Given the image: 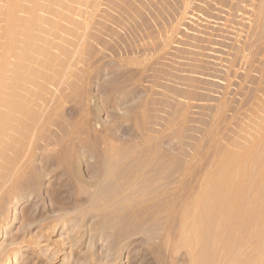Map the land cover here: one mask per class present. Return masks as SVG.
I'll use <instances>...</instances> for the list:
<instances>
[{"label":"rangeland","instance_id":"obj_1","mask_svg":"<svg viewBox=\"0 0 264 264\" xmlns=\"http://www.w3.org/2000/svg\"><path fill=\"white\" fill-rule=\"evenodd\" d=\"M0 112V261L264 264V0H0Z\"/></svg>","mask_w":264,"mask_h":264},{"label":"bare ground","instance_id":"obj_2","mask_svg":"<svg viewBox=\"0 0 264 264\" xmlns=\"http://www.w3.org/2000/svg\"><path fill=\"white\" fill-rule=\"evenodd\" d=\"M9 34H11V32L9 33ZM21 69V66H15V68H14V70L13 71H15V76L14 77H12V80H11V85H10V87H9V89L11 90V91H14V87L16 86V84H17V81L20 79H25V78H23V75H21V74H17V71L18 70H20ZM182 75V74H181ZM176 76V75H175ZM178 77V76H177ZM55 78V77H54ZM131 79V78H130ZM179 81V80H178ZM43 91V90H42ZM188 92V91H187ZM194 92V91H193ZM257 92V91H256ZM46 93V92H45ZM14 94L15 93H13V96H14ZM41 94V93H40ZM191 94V93H190ZM9 95H12V93H10ZM13 96H11V97H13ZM37 96V95H36ZM261 97V96H260ZM153 98V97H152ZM6 104L5 105H7L8 107L10 106V105H12V106H10L12 109V112H13V110L15 111V109L18 107V106H15V105H13V104H11L10 102L9 103H7V102H5ZM152 103V102H151ZM179 106V105H178ZM16 107V108H15ZM2 111V110H1ZM55 111V110H54ZM5 117H6V114L4 115V113H2V112H0V140H1V138H2V135H4V131H3V128H4V125L6 124V122H5ZM213 118V117H212ZM33 121V120H32ZM21 124V123H20ZM24 125H25V123H24ZM42 125H44V124H42ZM23 127V126H22ZM19 128H20V125H19ZM16 129V128H15ZM14 129V130H15ZM22 129V128H21ZM50 129V128H49ZM156 131H157V129H156ZM202 132V131H201ZM219 136V135H218ZM193 137V136H192ZM206 139V138H205ZM49 140V139H48ZM78 140V139H77ZM55 143V142H54ZM1 144V143H0ZM20 144V143H19ZM207 146V145H206ZM195 147V146H194ZM207 148V147H206ZM115 149V148H114ZM110 150H112V149H110ZM210 151V150H209ZM11 153H12V151H10ZM111 152V151H110ZM14 153V152H13ZM17 153V152H16ZM13 154V155H11V157L10 158H13V159H16V157L18 156V154ZM249 153V152H248ZM123 155H118V153H116V152H112V153H109V156L108 157H106L107 158V160H109L110 162H109V164H106V167L105 166H103V167H101V168H99V169H95L96 171H94V173L98 176L97 177V179L96 180H94L93 182H86V181H82V183L86 186H92V187H94V185L95 186H99V184H101V183H104V182H106L105 184H107V185H109V186H111V185H113L115 182H117L118 180H119V175L122 173V175L124 176V174H123V172H125V176L127 177V180L129 179V183H133L134 182V178L135 177H138L139 175H141V174H144V170L142 171V170H138L137 168H134L135 166H127L126 167V164L124 163V162H131V159L133 158V154H131V153H128V154H125V153H122ZM3 155H5V148L4 147H2L1 149H0V158L1 157H3ZM7 155V154H6ZM240 155V154H239ZM247 152H246V158H247ZM101 156V160H103V162H104V159L102 158V154L100 155ZM100 156H99V158H100ZM236 156V155H235ZM245 156V154L243 155V157ZM6 156H4L3 158H1L2 160H5L6 158H5ZM60 157V156H59ZM196 157V156H195ZM199 157V156H198ZM242 157V156H241ZM5 158V159H4ZM95 158H97L98 159V157L97 156H95ZM105 158V157H104ZM106 158H105V160H106ZM149 158V157H148ZM238 158V157H237ZM200 159V158H199ZM236 159V158H235ZM244 159H245V157H244ZM7 160V159H6ZM69 160V159H68ZM100 160V159H99ZM122 161L124 164H125V167H126V170H125V167H123V168H117L118 166H117V162H119V161ZM120 161V162H121ZM238 161V160H237ZM248 161V160H247ZM100 162V161H99ZM252 162V161H251ZM107 163V162H106ZM150 163V162H149ZM101 164V163H100ZM104 164H105V162H104ZM119 164V163H118ZM124 164H123V166H124ZM10 165V164H9ZM250 165V164H249ZM137 166V165H136ZM173 166V165H172ZM197 166V165H196ZM119 167H122V164L121 165H119ZM138 167V166H137ZM171 167V166H170ZM95 168V167H94ZM193 168V167H192ZM262 168V167H261ZM122 169H124L125 171H123ZM140 169H143V168H140ZM94 170V169H93ZM93 170H91L92 171V173H90L91 171H89V173L91 174V175H94V173H93ZM120 170L122 171L121 173H120ZM203 170V169H202ZM221 170H222V168H221ZM140 171H142L141 172V174H140ZM219 171V172H218ZM217 172H218V174L220 173V170H218ZM71 173V172H70ZM214 173H216V172H214ZM30 174V173H29ZM198 174V173H197ZM207 174V173H206ZM217 174V176L216 177H214V179L213 180H209V181H207V183L204 185V186H202L201 188H199L196 192H195V194H193V197H190L191 199H190V201H189V204L187 203V206H189V209L192 211V213L194 214V218L197 216V215H200L202 212H203V206H204V204L206 205V204H208L210 207L214 204V202H215V195L219 192V189H220V187H222V184L221 183H225V184H230L229 183V181L232 183L233 182V177H232V179L230 180V176L231 175H225V173L223 172L222 173V171H221V175H218ZM69 175V174H68ZM189 175V174H188ZM124 176V177H125ZM159 176V175H158ZM209 176V175H208ZM227 176V177H226ZM228 176H229V178H228ZM10 176H6V175H0V182L1 181H5V180H7L8 178H9ZM92 177V176H91ZM150 177V176H149ZM160 177V176H159ZM211 177H213L212 175H211ZM30 178V177H29ZM96 178V177H95ZM120 178H121V175H120ZM123 178V177H122ZM209 178H210V176H209ZM260 178H261V176H260ZM14 179V178H13ZM190 179V178H189ZM104 184V185H105ZM166 184H168V183H166ZM225 184H223V185H225ZM106 185V186H107ZM145 185L146 186H150L149 184H147V183H145ZM59 186V185H58ZM80 186H82V185H80ZM1 187V186H0ZM145 187V186H144ZM147 187V188H148ZM84 188V187H83ZM122 188V187H121ZM120 188V189H121ZM150 188H151V186H150ZM164 188V187H163ZM162 188V189H163ZM94 189V188H93ZM97 189H99V188H97ZM112 190V189H111ZM158 190V189H157ZM105 191V190H104ZM115 191H117V190H115ZM124 191H125V189H123V191L122 190H120V191H117L115 194H117V195H119V196H122L121 195V193H123L124 194ZM162 191V190H161ZM178 191V190H177ZM184 192V191H183ZM127 193V192H126ZM132 193V192H131ZM188 193V192H187ZM81 194V193H80ZM86 194V193H85ZM106 194V193H105ZM144 194V193H143ZM94 195V194H93ZM109 195V194H108ZM116 195V196H117ZM226 195V194H225ZM75 196V195H74ZM79 196V195H78ZM256 196V195H255ZM57 197V196H56ZM77 197V196H76ZM97 197H99V196H97ZM125 197V196H124ZM160 197V196H159ZM116 198V197H115ZM117 198H118V196H117ZM116 198V199H117ZM120 198V197H119ZM123 198V197H122ZM121 198V200H123ZM132 198V197H131ZM148 198V197H147ZM156 198V197H155ZM164 198V197H163ZM57 199V198H56ZM114 199V198H113ZM115 199V200H116ZM130 199V198H129ZM160 199H162V198H160ZM253 199V198H252ZM93 200V199H92ZM109 200V199H108ZM158 200V199H157ZM231 200H232V198H231ZM127 201V200H126ZM234 201V200H233ZM232 201V202H233ZM237 201V200H236ZM80 202V201H79ZM135 202V201H134ZM144 202V201H143ZM160 202V201H159ZM217 202V201H216ZM83 203H84V201H83ZM104 203V202H103ZM123 203V202H122ZM150 203V202H149ZM152 203V202H151ZM150 203V204H151ZM147 204V203H146ZM235 204V203H234ZM13 206H15V205H17V202H13V204H12ZM242 205V204H241ZM250 206V205H249ZM258 206V205H257ZM131 207V206H130ZM213 207V206H212ZM251 209V208H250ZM249 212L251 211V210H249V209H247ZM260 210V209H259ZM246 211V210H245ZM247 211V212H248ZM133 212V211H132ZM131 211L129 212L131 215H133V213H132ZM254 212H255V210H254ZM83 213V212H82ZM205 213V212H204ZM203 213V214H204ZM137 214V213H136ZM243 214V213H242ZM242 214H241V216H240V218L242 217H244V215L242 216ZM245 214V213H244ZM182 215V214H181ZM229 215V214H228ZM82 216V215H81ZM119 216H121V215H119ZM247 216H245L244 218L247 220V218H249V213H248V217L246 218ZM239 218V219H240ZM244 219V220H245ZM257 219V218H256ZM258 219H259V217H258ZM257 219V220H258ZM136 220V219H135ZM238 220V219H237ZM243 220V219H242ZM243 220V221H244ZM185 221V220H184ZM214 221V220H213ZM236 221V220H235ZM238 221H240V220H238ZM256 221V220H255ZM210 222V221H209ZM239 223V222H238ZM197 224V223H196ZM217 225V224H216ZM221 225V224H220ZM219 225V226H220ZM184 227V226H183ZM196 227L198 228V226L196 225ZM195 227V228H196ZM185 228V227H184ZM184 228H181L180 229V234H179V239H180V241H182V243L184 242H188V240H187V238H188V231L186 230V229H184ZM209 228H210V226H209ZM216 228V227H215ZM188 230H189V228H188ZM260 230H262V227H261V229ZM191 231V230H190ZM208 231V230H207ZM210 231V230H209ZM209 231H208V233H209ZM196 232V231H195ZM258 232V231H257ZM191 233V232H190ZM212 233V232H211ZM217 233V232H216ZM260 233V232H259ZM190 235H192V234H190ZM198 235V234H197ZM259 236V235H258ZM257 236V237H258ZM261 236V235H260ZM260 236H259V239H260ZM198 237V236H197ZM199 237H200V235H199ZM198 237V238H199ZM190 238V237H189ZM193 238V237H192ZM195 238V237H194ZM200 239H201V237H200ZM187 240V241H186ZM193 240V239H192ZM198 240L199 239H197V238H195V240H194V242H198ZM264 240V239H263ZM179 241V240H178ZM190 241V240H189ZM193 242V243H194ZM260 242V241H259ZM181 243V244H182ZM188 243H190V242H188ZM187 243V244H188ZM205 246V245H204ZM203 246V247H204ZM191 247V246H190ZM208 249V248H207ZM200 250V249H199ZM202 251H203V249H201ZM211 250V249H210ZM195 251V250H194ZM260 251H261V249H260ZM201 252V251H200ZM204 252V251H203ZM206 252V251H205ZM204 252V253H205ZM192 253V252H191ZM198 253V252H197ZM207 254V253H206ZM262 254H263V252H262ZM19 256H21V254L20 253H18V252H15V253H12V254H9L7 257H5L4 259H2L1 261H0V264H12L15 260H17L18 258H19ZM200 257V256H199ZM195 259V258H194ZM206 260V259H205ZM252 260V259H251ZM250 260V261H251ZM194 262V261H193ZM192 262V264H200V262L199 261H195L194 263ZM199 262V263H198ZM208 262V261H207ZM206 262V263H207ZM205 263V261L202 263V264H204ZM251 263V262H250ZM255 263V262H254ZM253 263V264H254ZM208 264V263H207ZM252 264V263H251ZM256 264V263H255Z\"/></svg>","mask_w":264,"mask_h":264}]
</instances>
